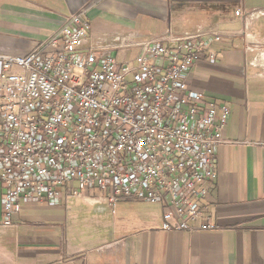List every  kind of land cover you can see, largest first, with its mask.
Segmentation results:
<instances>
[{
    "label": "built area",
    "instance_id": "built-area-1",
    "mask_svg": "<svg viewBox=\"0 0 264 264\" xmlns=\"http://www.w3.org/2000/svg\"><path fill=\"white\" fill-rule=\"evenodd\" d=\"M245 49L264 9L238 10ZM238 32L201 24L95 37L84 13L24 56L0 55V235L24 207L161 205L166 232L213 233L205 204L230 107L189 88L193 65ZM259 58V55L256 56ZM263 59V56H261Z\"/></svg>",
    "mask_w": 264,
    "mask_h": 264
},
{
    "label": "crops",
    "instance_id": "crops-1",
    "mask_svg": "<svg viewBox=\"0 0 264 264\" xmlns=\"http://www.w3.org/2000/svg\"><path fill=\"white\" fill-rule=\"evenodd\" d=\"M254 9H264V0H0V38H18L28 53L77 13L85 14L95 37L183 34L201 24L239 34L213 45L216 61L201 58L188 77L191 90L231 110L229 143L217 151L218 176L205 201L220 231L166 232L163 207L137 201L120 202L115 214L107 206H93L90 215L76 205L66 211L26 206L15 227L0 235V264H264V71L249 58L245 23L236 17L238 10ZM250 32L264 43L262 29Z\"/></svg>",
    "mask_w": 264,
    "mask_h": 264
},
{
    "label": "rangeland",
    "instance_id": "rangeland-1",
    "mask_svg": "<svg viewBox=\"0 0 264 264\" xmlns=\"http://www.w3.org/2000/svg\"><path fill=\"white\" fill-rule=\"evenodd\" d=\"M260 22L261 23L256 24L251 31H256L258 29H262V31H264V20ZM142 32L144 35L148 37L161 34L159 33L160 31H142ZM175 32L177 33L178 31H175ZM28 52H29L28 47L18 38H15L14 36L5 37L3 40H2V37L0 38V54L2 55L24 56ZM257 55H259V58L257 59V64L260 65L262 70L264 71V61L261 58V56L264 57V43H262L260 49L255 51L253 55H251L249 58L252 59L253 56L256 57ZM136 203L145 204V205L150 204L147 202H138V201ZM70 205L71 206L76 205L77 207H79L81 214H85V215H90L91 213H93V211H95V208H96V207L85 204L82 200L72 201ZM52 208L66 211L63 205L59 207H52ZM106 219L110 221L113 219V214L111 213L110 210L107 213Z\"/></svg>",
    "mask_w": 264,
    "mask_h": 264
}]
</instances>
